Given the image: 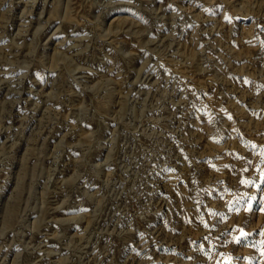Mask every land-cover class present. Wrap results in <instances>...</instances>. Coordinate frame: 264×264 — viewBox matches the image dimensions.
Segmentation results:
<instances>
[{
	"label": "rangeland",
	"instance_id": "374dc122",
	"mask_svg": "<svg viewBox=\"0 0 264 264\" xmlns=\"http://www.w3.org/2000/svg\"><path fill=\"white\" fill-rule=\"evenodd\" d=\"M0 264H264V0H0Z\"/></svg>",
	"mask_w": 264,
	"mask_h": 264
}]
</instances>
